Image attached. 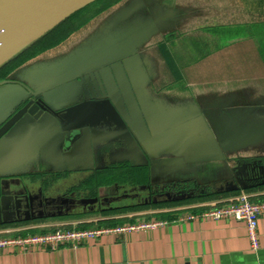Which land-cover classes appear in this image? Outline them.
I'll list each match as a JSON object with an SVG mask.
<instances>
[{"label": "crops", "instance_id": "crops-1", "mask_svg": "<svg viewBox=\"0 0 264 264\" xmlns=\"http://www.w3.org/2000/svg\"><path fill=\"white\" fill-rule=\"evenodd\" d=\"M198 3L119 1L88 13L58 47L0 77V128L34 96L59 114L43 113L0 142V182L33 194L49 190L54 199L71 192L99 205L129 198L119 197L122 190L215 189L264 166V0H227L226 14L214 7L218 2ZM207 20L213 22L205 29ZM218 154L224 159L186 162ZM238 196L213 203L228 205ZM250 196L264 201V190ZM205 210L149 212L135 223H168L78 248H8L0 264H264V216L261 247L253 251L244 222L178 220ZM78 223L0 230L26 236Z\"/></svg>", "mask_w": 264, "mask_h": 264}, {"label": "water", "instance_id": "water-1", "mask_svg": "<svg viewBox=\"0 0 264 264\" xmlns=\"http://www.w3.org/2000/svg\"><path fill=\"white\" fill-rule=\"evenodd\" d=\"M97 0H0V68L10 59L21 53L24 48L40 40L48 32L57 28L63 21L78 13V11L94 4ZM94 103V102H93ZM113 109L115 116L117 112L111 103H107ZM44 101L37 96L28 101L23 107L0 128V142L5 138L13 136L24 131L25 125L31 120L36 121L47 111ZM221 154L214 156H195L187 158V163H209L223 160ZM253 178H248L243 173V178L234 183H228L229 193L238 190H248L250 187L245 185L246 180L258 181L257 184L264 185V166L253 167L250 169ZM254 186V185H253ZM27 187L20 183H10L7 180L0 182V226L13 224H24L37 220H44L45 213L34 212L35 203H39L42 209L44 205H52L61 201L62 207L57 212L49 214V218H61L70 213V206H75L76 201L70 198L51 199L42 198L43 194H26ZM224 192V190L220 191ZM194 193H179L177 195L167 194L168 201L190 200ZM98 203V199H82L80 205L88 206Z\"/></svg>", "mask_w": 264, "mask_h": 264}, {"label": "built area", "instance_id": "built-area-1", "mask_svg": "<svg viewBox=\"0 0 264 264\" xmlns=\"http://www.w3.org/2000/svg\"><path fill=\"white\" fill-rule=\"evenodd\" d=\"M264 216V201H252L248 194L239 195L233 203L218 206L199 214H187L178 218L179 221H193L198 218L206 219H236L244 222L248 228V234L253 251L260 249L259 221ZM166 221H141L135 224H122L121 226H106L94 224L81 227L82 224L64 225L54 227L45 234L19 235L12 229L0 230V251L8 248H21L31 250L34 247L59 250L64 246L78 248L89 240H98L104 235H128L142 230L157 229L166 225Z\"/></svg>", "mask_w": 264, "mask_h": 264}, {"label": "rangeland", "instance_id": "rangeland-1", "mask_svg": "<svg viewBox=\"0 0 264 264\" xmlns=\"http://www.w3.org/2000/svg\"><path fill=\"white\" fill-rule=\"evenodd\" d=\"M200 1H202V3H198V4H203V6H205L206 8H209L210 5L212 4L217 5V2H218L219 6H214V7L218 10L222 9V13L224 14L228 12V8L226 7L227 5L224 3L227 0H200ZM214 19L218 20L216 19V17ZM212 22L210 20L209 21L207 20L205 29L209 28L212 25ZM32 45L33 44H30L29 46L24 48L22 51L26 50L28 47ZM7 63H9V61ZM120 178H122V176H120ZM129 178L134 179L133 177H129ZM228 187L229 185H222L215 189L196 188V190H193L194 197L192 199L177 201V202L173 200L168 201V198L166 196H163V197L158 196L157 198H154L153 200H151V202H153L151 205H144L145 201H148L149 199V196H150L149 192L141 190L140 193H138V192H134L130 190H127V191L122 190L121 193L119 194V197L121 195H129V198L120 197V199L110 200L108 201V203H105V201H102V203L98 207L92 210L91 208L87 209L86 207L76 208L74 212H76L77 214H75L74 216H70V217L64 216L62 218H51V219L42 221V223L44 224L53 223V222L64 223V221L77 220V222H83L86 225H94V224H102L103 222L123 221L124 223H121L120 225H118V226H121L122 224H132V223L140 221V219H145L144 215H146V213H149V212H160V211L164 212V211L177 210V209L179 210H182V209L184 210L186 209L187 210L188 209L205 210L206 209L208 210L214 207L215 204H217V203H213L215 202L216 198L213 199L209 195L214 194L215 192H220L222 190H224L223 194L225 193L230 194L229 192L226 191ZM242 190L243 189L239 190L238 191L239 193L237 192L238 194L236 193L233 195L231 193V195H229L227 198L234 197L235 195L238 196L239 194L244 193V192H245L244 194H248L246 193L247 190H244V191ZM57 191L58 193H61L62 189L61 190L57 189ZM57 191H55L54 193H56ZM45 193L48 195L50 194L49 196L52 195L49 190H46ZM183 193H187V192H183ZM135 196H138V198H134ZM74 197H76V195H74L73 198ZM133 207H138V208L137 210H133L132 209Z\"/></svg>", "mask_w": 264, "mask_h": 264}, {"label": "trees", "instance_id": "trees-1", "mask_svg": "<svg viewBox=\"0 0 264 264\" xmlns=\"http://www.w3.org/2000/svg\"><path fill=\"white\" fill-rule=\"evenodd\" d=\"M122 0H97L94 4L89 5L88 7L78 11V13L72 15L69 19L65 20L64 23L59 25L58 28L48 32L45 34L43 37L40 38V40L36 41L33 43L32 46L28 47L26 50L22 51L20 54H18L15 58L9 61V63L5 64L1 69H0V77L3 78L7 75H9L11 72H13L15 69L20 67L22 63H24L26 60L34 58L41 53L48 51L50 49L58 47L64 40H66L71 34H73L81 25L84 23L85 18L88 17L89 14H94L97 15L100 12L114 6L116 3ZM177 190H180L181 188H185L186 184H177ZM191 188H194L193 185H190ZM264 187L262 188H254L253 190L248 189L246 193L248 195L253 194L254 191H263ZM237 192L232 193L233 195L236 194ZM239 193V192H238ZM237 193V194H238ZM230 194H223V193H217L215 192L214 194H211L213 199H222V198H227ZM255 201V200H254ZM133 210H137V208H132ZM74 216V215H73ZM165 217L170 218L171 216L166 214L164 215ZM70 217V216H69ZM172 218V217H171ZM134 221V220H133ZM35 222H42V221H35ZM29 223V222H26ZM24 223V224H26ZM121 223H124L123 221L121 222H103L100 225H106V226H118ZM17 224L13 225H7L4 227H10V226H16ZM85 223L81 225V227H87Z\"/></svg>", "mask_w": 264, "mask_h": 264}, {"label": "flooded vegetation", "instance_id": "flooded-vegetation-1", "mask_svg": "<svg viewBox=\"0 0 264 264\" xmlns=\"http://www.w3.org/2000/svg\"><path fill=\"white\" fill-rule=\"evenodd\" d=\"M31 100H33V98L31 99ZM30 100V101H31ZM41 100V99H40ZM42 101V100H41ZM28 103V102H27ZM45 103V102H44ZM45 105H46V103H45ZM47 106V105H46ZM21 109V108H20ZM19 109V110H20ZM47 111H45L44 113H50V114H53V115H55L56 117H59V114H57L56 112H54L51 108H49L48 106H47ZM18 110V111H19ZM17 111V112H18ZM16 112V113H17ZM253 174H251L250 175V179H251V177L253 178ZM258 183V181H256V180H253L252 182L251 181H249V180H246V182H244V184L245 185H248L250 188H252L253 187V185H255V184H257ZM177 185H175V186H169V188L167 187V188H164V189H158V190H156L155 192H151V193H149L150 194V196H149V199H148V201H145V203L144 204H152L153 202H151V200H153L154 198H157L158 196H160V197H163V196H166V194H167V191H174L173 193L172 192H170V193H172L173 195H177V194H179V193H183V192H187V193H191V192H193V188H191L189 185H186V187L185 188H181L180 190H177V187H176ZM42 191V190H41ZM43 192V199L44 198H50V197H48L47 196V194L44 192V191H42ZM26 194H31V195H36V194H38V193H36V194H33V193H31V191L27 188V192H26ZM73 196H74V193H69V194H67V195H64L62 198H60V199H63V198H70V199H73V200H75L76 201V205L75 206H70L69 205V207L71 208L70 209V213L69 214H67V215H65V216H73V215H75V214H77L76 212H74V210L76 209V208H82V207H84V205H80V198L78 197V196H76V197H74L73 198ZM52 199V198H51ZM54 199V198H53ZM56 199H59V198H56ZM102 203V202H101ZM105 203H108V201H105ZM100 205V204H99ZM99 205H92V206H90V205H88L86 208L87 209H90L91 208V210L92 209H94V208H96V207H98ZM59 207H62V204H61V201H58V202H55V203H53L52 205H44V207L41 209L40 207H39V203H35V205H34V212L35 213H37V212H39V211H43L44 213H45V216H44V220H37V221H45V220H47V219H51V218H49L48 216H49V214L50 213H53V212H57L58 211V208ZM66 205H64L62 208H63V210L64 209H66ZM37 215H38V213H37ZM33 222H35V221H33Z\"/></svg>", "mask_w": 264, "mask_h": 264}]
</instances>
